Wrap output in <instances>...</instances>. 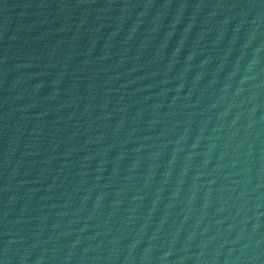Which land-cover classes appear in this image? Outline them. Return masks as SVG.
Here are the masks:
<instances>
[{
	"label": "water",
	"instance_id": "1",
	"mask_svg": "<svg viewBox=\"0 0 264 264\" xmlns=\"http://www.w3.org/2000/svg\"><path fill=\"white\" fill-rule=\"evenodd\" d=\"M0 264H264V0H0Z\"/></svg>",
	"mask_w": 264,
	"mask_h": 264
}]
</instances>
